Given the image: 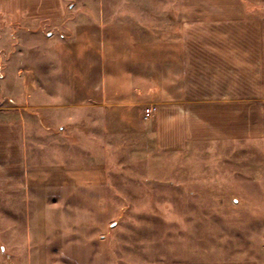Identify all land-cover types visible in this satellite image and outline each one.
Listing matches in <instances>:
<instances>
[{
  "label": "crops",
  "instance_id": "crops-1",
  "mask_svg": "<svg viewBox=\"0 0 264 264\" xmlns=\"http://www.w3.org/2000/svg\"><path fill=\"white\" fill-rule=\"evenodd\" d=\"M11 1L9 13L0 6L3 27L71 30L70 46L79 47L73 41L83 34L81 41L98 50L82 55L92 71H65L57 50L40 54L45 66L30 68V60L17 69L15 88L22 86L27 103L23 110L0 108V172L9 177L0 187L35 172L24 171L31 143L41 151L64 134L50 119L53 111H70L67 124L83 129L77 135L87 128V159L104 157L98 152L108 142L175 152L195 141L264 140V0H73L66 9L63 0ZM44 37L65 45L64 34ZM7 77L0 75L5 85ZM147 106L153 112L145 118ZM53 127L57 134L47 135ZM82 146L71 148L79 154ZM45 172L53 176L36 185H60L58 172Z\"/></svg>",
  "mask_w": 264,
  "mask_h": 264
},
{
  "label": "rangeland",
  "instance_id": "rangeland-1",
  "mask_svg": "<svg viewBox=\"0 0 264 264\" xmlns=\"http://www.w3.org/2000/svg\"><path fill=\"white\" fill-rule=\"evenodd\" d=\"M0 2L4 12L15 9L11 0ZM40 29L0 23V75L8 76L6 85L0 81L1 109L23 110L26 98L13 77L30 60V68L47 65L41 53L57 50L69 73L92 71L82 55L98 48L81 41L83 34L73 47L71 30ZM46 32L64 34L65 45L46 40ZM70 118V111H53L64 134L41 151L31 143L24 171L35 172L0 187V264H264V140L195 141L175 152L108 142L98 152L104 157L87 159V128L77 135L83 129L68 125ZM55 134L54 127L47 133ZM100 139L97 148H104ZM79 142L77 154L71 147ZM48 170L58 172L60 185H36L53 176L41 174ZM8 178L0 172V185Z\"/></svg>",
  "mask_w": 264,
  "mask_h": 264
},
{
  "label": "built area",
  "instance_id": "built-area-1",
  "mask_svg": "<svg viewBox=\"0 0 264 264\" xmlns=\"http://www.w3.org/2000/svg\"><path fill=\"white\" fill-rule=\"evenodd\" d=\"M150 113H151V110H150V109H146V110L144 111V115H145L146 117L149 116Z\"/></svg>",
  "mask_w": 264,
  "mask_h": 264
}]
</instances>
